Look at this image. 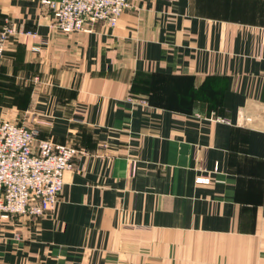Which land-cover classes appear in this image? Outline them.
I'll return each instance as SVG.
<instances>
[{"label":"crops","instance_id":"0c3cea01","mask_svg":"<svg viewBox=\"0 0 264 264\" xmlns=\"http://www.w3.org/2000/svg\"><path fill=\"white\" fill-rule=\"evenodd\" d=\"M129 2L63 33L0 0V121L79 150L51 213L0 218V264H264V0Z\"/></svg>","mask_w":264,"mask_h":264},{"label":"built area","instance_id":"2783aa9c","mask_svg":"<svg viewBox=\"0 0 264 264\" xmlns=\"http://www.w3.org/2000/svg\"><path fill=\"white\" fill-rule=\"evenodd\" d=\"M52 17L50 27L63 33L89 32L97 22L114 27L129 0H40ZM18 30L0 25V68L9 37ZM79 150L41 138L34 128L4 118L0 121V218L35 219L53 211L64 172L75 165ZM208 181L209 174L199 176Z\"/></svg>","mask_w":264,"mask_h":264},{"label":"rangeland","instance_id":"374dc122","mask_svg":"<svg viewBox=\"0 0 264 264\" xmlns=\"http://www.w3.org/2000/svg\"><path fill=\"white\" fill-rule=\"evenodd\" d=\"M8 119V118H7ZM10 120V119H9Z\"/></svg>","mask_w":264,"mask_h":264}]
</instances>
